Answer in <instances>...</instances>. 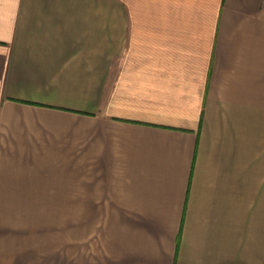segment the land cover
<instances>
[{"label": "crops", "instance_id": "crops-1", "mask_svg": "<svg viewBox=\"0 0 264 264\" xmlns=\"http://www.w3.org/2000/svg\"><path fill=\"white\" fill-rule=\"evenodd\" d=\"M0 264H264V0H0Z\"/></svg>", "mask_w": 264, "mask_h": 264}, {"label": "rangeland", "instance_id": "rangeland-1", "mask_svg": "<svg viewBox=\"0 0 264 264\" xmlns=\"http://www.w3.org/2000/svg\"><path fill=\"white\" fill-rule=\"evenodd\" d=\"M59 224L60 223L57 220L46 221L45 230L40 226H37L35 228L36 235L28 236V237L22 236L21 244L29 243L31 246H35V247H60ZM67 236H68V247H76L74 221H70V220L68 221ZM22 238H28V242H26Z\"/></svg>", "mask_w": 264, "mask_h": 264}]
</instances>
